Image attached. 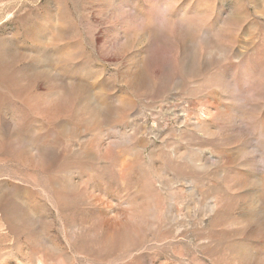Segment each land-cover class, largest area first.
I'll return each mask as SVG.
<instances>
[{
    "label": "rangeland",
    "instance_id": "obj_1",
    "mask_svg": "<svg viewBox=\"0 0 264 264\" xmlns=\"http://www.w3.org/2000/svg\"><path fill=\"white\" fill-rule=\"evenodd\" d=\"M0 264H264V0H0Z\"/></svg>",
    "mask_w": 264,
    "mask_h": 264
}]
</instances>
